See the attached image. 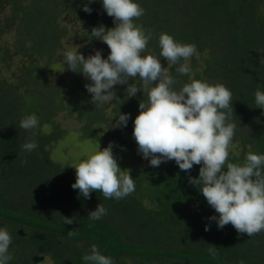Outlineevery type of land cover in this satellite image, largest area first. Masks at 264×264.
<instances>
[{"label":"trees","instance_id":"16d2710c","mask_svg":"<svg viewBox=\"0 0 264 264\" xmlns=\"http://www.w3.org/2000/svg\"><path fill=\"white\" fill-rule=\"evenodd\" d=\"M137 2L144 14L134 23L151 34L145 54L159 57V36L165 32L195 44L190 76L223 83L232 92L230 122L236 127L229 161L243 164L249 152L264 154V109L255 105V92L264 91V0ZM84 3L87 0H0V228L12 237L7 264H39L33 261L35 254L53 264H91L83 256L90 254L92 244L115 264H255L252 258L264 256V230L249 237L231 224L220 229L209 220L218 214L189 183L201 165L189 173L174 160L152 167L150 157L141 156L138 170L130 173L136 185L131 195L105 199L93 191L86 199L72 188L70 167L50 159L54 143L67 133L56 119L59 115L77 122L80 138L96 132L106 137L122 113L130 118L125 127H117L134 130L139 103L147 99L146 85L135 77L129 83L141 88L136 96L128 97V85L118 84L115 99L96 106L85 88L91 81L82 72L66 69L67 50L86 58L100 48L104 58L110 53L90 32L100 24L114 27V19L102 0L90 4L91 13L83 11ZM64 16L70 17L69 28L62 24ZM79 19L82 29L74 27ZM161 63L177 81L175 89L189 82V75L178 74L176 65L162 57ZM32 114L38 127L21 129V119ZM33 140L38 147L24 151L22 145ZM100 203L107 214L91 220L88 215ZM64 216L75 220L65 224ZM69 231L74 235L68 236Z\"/></svg>","mask_w":264,"mask_h":264},{"label":"clouds","instance_id":"9594fccd","mask_svg":"<svg viewBox=\"0 0 264 264\" xmlns=\"http://www.w3.org/2000/svg\"><path fill=\"white\" fill-rule=\"evenodd\" d=\"M87 0L83 11L91 13ZM103 9L114 19V27L104 24L91 29L92 38L106 43L110 49L107 58L102 50H96L87 58L77 50L64 53L67 68L83 73L91 83L86 90L92 94L91 102L100 106L115 99V85L127 84L126 95L134 97L141 88L132 78L139 77L146 85L143 90L146 100L139 103V114L134 120L133 136L138 153L144 159L150 157V165L174 160L179 169L189 172L194 165H201L198 177H189V183L203 194L209 206L218 215V228L231 224L238 234L249 237L264 230V154L249 152L245 162L229 161V147L235 134V124L230 122L233 106L232 92L223 83H209L190 76V59L196 54L195 44L177 41L168 33L159 36V57L155 52L145 54L151 34L146 35L143 27L134 23L144 14L137 0H102ZM165 58L168 65H176V72L189 75V82L178 90L177 83L168 67L161 63ZM183 61V63H181ZM260 63H264V56ZM116 94V93H115ZM255 105L264 109V91L255 92ZM227 110V111H225ZM130 114L122 113L116 126L125 127ZM35 114L21 119L19 127L32 131L38 127ZM34 134V133H33ZM38 147L33 140L22 145L31 152ZM76 180L73 189L80 196L90 199L93 191L102 193L105 199L120 200L135 191V182L128 169L122 170L113 154V143L102 150H95L73 165ZM107 214L100 203L90 212L91 220H98ZM74 217L64 216L65 224H72ZM210 225L205 226L209 230ZM72 231L68 236H73ZM12 237L6 228H0V264H7L11 256L8 249ZM215 255V249L209 248ZM83 260L91 264H115L114 260L101 254L96 244L91 245L90 254Z\"/></svg>","mask_w":264,"mask_h":264},{"label":"rangeland","instance_id":"374dc122","mask_svg":"<svg viewBox=\"0 0 264 264\" xmlns=\"http://www.w3.org/2000/svg\"><path fill=\"white\" fill-rule=\"evenodd\" d=\"M80 19L78 24L74 26L75 28H84ZM62 24L69 28L71 26L70 17L64 16L62 18ZM12 36V32L6 35L5 38L7 42L10 41ZM100 49L104 50L103 48ZM106 53L105 58L109 55V52ZM54 76L55 75H51V78L53 79ZM56 119L60 123L61 128L65 129L67 133L54 143L49 152V157L54 163H57L60 166H69L74 180H76V169L73 165L77 164L80 159L87 154L98 150L99 146L101 150L104 147H107L110 142L113 143V154L117 158L122 170L128 169L130 173L138 170L142 162V154L137 151L138 145L133 136V129H128V132L126 130L121 131L119 127L116 126L107 132L106 137L102 132H96L92 137L85 139L79 137L78 124L76 121L64 118L62 115H59ZM17 232L21 234L20 230ZM253 252L254 254L257 252L260 253V251L255 250ZM35 257L40 258L41 254H35ZM252 259L255 264H264L263 254L259 255V257L255 256ZM37 262H39V264H53L48 257L37 260Z\"/></svg>","mask_w":264,"mask_h":264},{"label":"water","instance_id":"95a60500","mask_svg":"<svg viewBox=\"0 0 264 264\" xmlns=\"http://www.w3.org/2000/svg\"><path fill=\"white\" fill-rule=\"evenodd\" d=\"M42 258L40 257V258H37V257H33V261L34 262H37V260H41Z\"/></svg>","mask_w":264,"mask_h":264}]
</instances>
